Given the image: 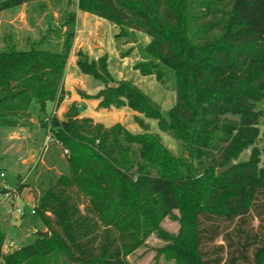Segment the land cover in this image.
<instances>
[{"label": "trees", "instance_id": "trees-1", "mask_svg": "<svg viewBox=\"0 0 264 264\" xmlns=\"http://www.w3.org/2000/svg\"><path fill=\"white\" fill-rule=\"evenodd\" d=\"M35 1L0 0V11ZM69 3L30 47L5 41L0 49V126L25 127L35 101L49 136L35 179L17 174L14 189H0L1 204L29 187L48 236L36 231L31 242L2 252L0 224V264H130L127 256L151 234L164 241L156 255L175 264H264V0L76 1L114 24L117 37L148 36L133 67L175 93L163 113L131 80L112 77L106 55L90 60L77 50L78 69L103 83L91 96L97 107L127 106L156 120L181 154L138 116L141 132L82 116L75 102L53 114L65 97L75 37ZM51 37L55 47L45 48ZM47 102L53 109L45 116ZM165 218L177 222L175 233L161 226Z\"/></svg>", "mask_w": 264, "mask_h": 264}, {"label": "rangeland", "instance_id": "rangeland-1", "mask_svg": "<svg viewBox=\"0 0 264 264\" xmlns=\"http://www.w3.org/2000/svg\"><path fill=\"white\" fill-rule=\"evenodd\" d=\"M67 0H37L29 5L0 11V49L5 41H13L19 48H28L34 44L45 30L55 27L61 21V12L66 6ZM77 0H70L69 10L76 13L75 37L65 66L63 88L65 97L58 107L55 115L61 117L67 106L75 102L82 116H89L104 125L119 122L131 132H141L142 127L135 121V116L141 118L149 131L157 133L163 144L175 154H181L175 139L167 132L159 130L157 121L148 118L142 113H137L129 107L120 109L98 108V99L91 98L103 87V83L93 79L90 75L83 74L75 64V52L81 50L88 58L97 60L106 55L107 69L115 80H131L142 91L156 101L163 113L171 107L175 101V93L171 88L160 84L153 76H142L134 69L135 62L140 60L139 46H144L149 37L135 32L132 36H118L119 29L111 22L80 11L76 8ZM42 5H39L41 4ZM49 21V23H48ZM46 47H55L56 39L51 37ZM132 47L130 55L121 57L120 51ZM53 109V103L47 102L45 116ZM30 123L25 127L7 128L0 126V189L3 187L12 190L18 183L17 174L24 177L26 183H31L36 168L40 169V157L46 152L49 136L38 123L39 108L35 101L28 106ZM264 125V117L262 118ZM263 148V144H259ZM250 148L245 149L237 160H245L249 156ZM188 157L187 153H183ZM42 158V157H41ZM25 193V200H17L15 206L23 208V217H16L8 213L13 206L10 200L13 195L4 196L0 204V224L4 227L6 238L2 245V252L18 248L31 242L38 230L45 231L38 222L37 216L31 213L30 196ZM18 195V194H17ZM22 197V196H20ZM10 199V200H9ZM14 225L8 238L10 226ZM161 226L168 232L175 233L178 229L176 221L165 218ZM13 241V246L9 243ZM164 244V241L154 234L149 235L144 244L127 256L130 264H175L173 260L166 259L163 255H156V249Z\"/></svg>", "mask_w": 264, "mask_h": 264}, {"label": "crops", "instance_id": "crops-1", "mask_svg": "<svg viewBox=\"0 0 264 264\" xmlns=\"http://www.w3.org/2000/svg\"><path fill=\"white\" fill-rule=\"evenodd\" d=\"M0 175L2 176L3 173H0ZM34 179H35V173H34V177H33L32 181H33ZM23 182H26V181L23 179ZM29 189H30L29 187H25V188L22 189V191H21L20 193H18V195H13L14 199H13V200H10V199H9V200H10V204L15 205V202H16L17 200L24 201V200H25V193H26V191H24V190H27V193H28L29 196H30L31 207H32L33 196H32V193L30 192ZM20 196H22V197H20ZM13 227H15V226H14V225H11V226H10V230H9L8 238H10V237H9L10 234H11L10 232L12 231ZM12 242H13V241H12ZM13 248H16V247L13 246Z\"/></svg>", "mask_w": 264, "mask_h": 264}, {"label": "built area", "instance_id": "built-area-1", "mask_svg": "<svg viewBox=\"0 0 264 264\" xmlns=\"http://www.w3.org/2000/svg\"><path fill=\"white\" fill-rule=\"evenodd\" d=\"M56 111L57 110H53V114H55ZM65 153H66V151H65ZM31 208H32L31 213L33 214L34 213L33 205H32ZM8 213H10L11 215H16V217H19V216L23 217V215H24L23 208H19V207L15 206V205L11 206L8 209ZM12 244H13V242H10L9 246H13Z\"/></svg>", "mask_w": 264, "mask_h": 264}, {"label": "water", "instance_id": "water-1", "mask_svg": "<svg viewBox=\"0 0 264 264\" xmlns=\"http://www.w3.org/2000/svg\"><path fill=\"white\" fill-rule=\"evenodd\" d=\"M232 164H233L232 162H229L226 166L221 167V168H217L216 169V174H220L221 172L226 171L227 169H229L232 166ZM37 234L45 236V237L48 236V232L47 231L38 230Z\"/></svg>", "mask_w": 264, "mask_h": 264}]
</instances>
